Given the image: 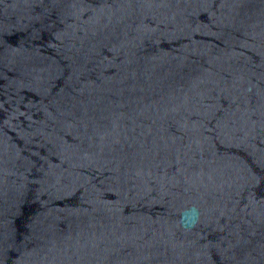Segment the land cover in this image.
Returning a JSON list of instances; mask_svg holds the SVG:
<instances>
[{
  "label": "water",
  "instance_id": "1",
  "mask_svg": "<svg viewBox=\"0 0 264 264\" xmlns=\"http://www.w3.org/2000/svg\"><path fill=\"white\" fill-rule=\"evenodd\" d=\"M263 168L264 0H0V264H196Z\"/></svg>",
  "mask_w": 264,
  "mask_h": 264
},
{
  "label": "clouds",
  "instance_id": "2",
  "mask_svg": "<svg viewBox=\"0 0 264 264\" xmlns=\"http://www.w3.org/2000/svg\"><path fill=\"white\" fill-rule=\"evenodd\" d=\"M187 215L191 217L192 223H190V224H188L186 226L187 227H191V226L194 225L195 221L198 219L199 212H198V210L193 208V209L188 210Z\"/></svg>",
  "mask_w": 264,
  "mask_h": 264
}]
</instances>
